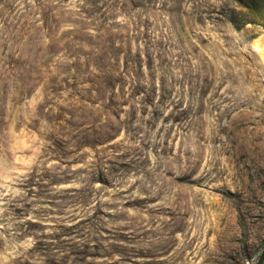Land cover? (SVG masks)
<instances>
[{
  "label": "rangeland",
  "instance_id": "1",
  "mask_svg": "<svg viewBox=\"0 0 264 264\" xmlns=\"http://www.w3.org/2000/svg\"><path fill=\"white\" fill-rule=\"evenodd\" d=\"M263 251L264 0H0V264Z\"/></svg>",
  "mask_w": 264,
  "mask_h": 264
},
{
  "label": "trees",
  "instance_id": "2",
  "mask_svg": "<svg viewBox=\"0 0 264 264\" xmlns=\"http://www.w3.org/2000/svg\"><path fill=\"white\" fill-rule=\"evenodd\" d=\"M264 262V251L262 252L261 258L257 264H262Z\"/></svg>",
  "mask_w": 264,
  "mask_h": 264
}]
</instances>
